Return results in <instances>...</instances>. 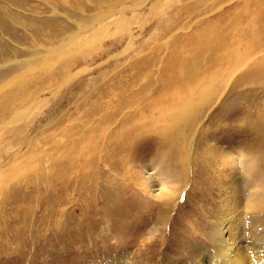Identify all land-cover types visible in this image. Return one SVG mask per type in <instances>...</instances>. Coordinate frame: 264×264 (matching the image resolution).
<instances>
[{
  "label": "rangeland",
  "instance_id": "obj_1",
  "mask_svg": "<svg viewBox=\"0 0 264 264\" xmlns=\"http://www.w3.org/2000/svg\"><path fill=\"white\" fill-rule=\"evenodd\" d=\"M227 220L264 264V0H0V264H214Z\"/></svg>",
  "mask_w": 264,
  "mask_h": 264
},
{
  "label": "bare ground",
  "instance_id": "obj_2",
  "mask_svg": "<svg viewBox=\"0 0 264 264\" xmlns=\"http://www.w3.org/2000/svg\"><path fill=\"white\" fill-rule=\"evenodd\" d=\"M212 93H214L213 87H211V89H209V87H207V89L201 90L200 94L198 96L199 99H200L198 102L200 103L201 100L206 98L207 95H209V97H210V95ZM197 98L191 96L190 100L187 99V100L183 101V103L181 104L180 109H178L179 111H175V113L173 114V117H181V118L182 117H190L192 115V113H195L198 110L199 106H196V105L193 106V103H194L193 100H195ZM180 123H182V120L178 121V124H180ZM259 178H261L259 174H257V175L255 174L254 175V179L258 180ZM254 195L255 194L253 193L250 196L252 197ZM225 210H227V209H225ZM258 220H259V218L257 216L254 217L252 219L253 224H258ZM230 223L234 224V223H236V221L234 219L233 220L230 219ZM230 223L228 222V220H227L226 223H224V226H223L224 230L222 231V234L223 235H227V238H224L223 241H221V240L217 241L218 242V247H219V249H218L219 250V254H216L214 256V258H215L214 264H244L245 263L243 261V259L240 257V255H241L240 253L243 250V248L238 247L236 245V242H235L236 238H234L230 234L229 229L227 227V225L230 224ZM253 247L255 248V250L257 248L261 249L260 246H255L254 244H253ZM258 250H256V251H258ZM260 253H261L262 257L264 258V251L262 252V250H261Z\"/></svg>",
  "mask_w": 264,
  "mask_h": 264
}]
</instances>
